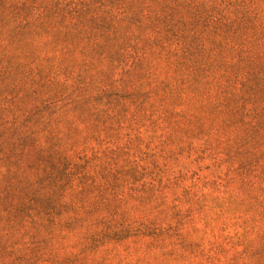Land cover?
Instances as JSON below:
<instances>
[{"label":"rangeland","instance_id":"374dc122","mask_svg":"<svg viewBox=\"0 0 264 264\" xmlns=\"http://www.w3.org/2000/svg\"><path fill=\"white\" fill-rule=\"evenodd\" d=\"M0 264H264V0H0Z\"/></svg>","mask_w":264,"mask_h":264}]
</instances>
